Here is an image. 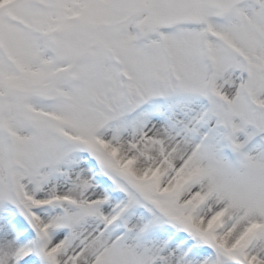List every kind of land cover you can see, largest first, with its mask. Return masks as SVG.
I'll return each instance as SVG.
<instances>
[{
    "label": "snow or ice",
    "instance_id": "1",
    "mask_svg": "<svg viewBox=\"0 0 264 264\" xmlns=\"http://www.w3.org/2000/svg\"><path fill=\"white\" fill-rule=\"evenodd\" d=\"M0 264H264V0H0Z\"/></svg>",
    "mask_w": 264,
    "mask_h": 264
}]
</instances>
